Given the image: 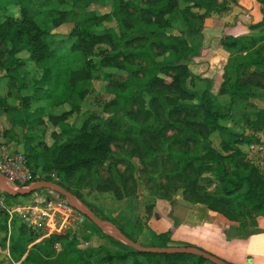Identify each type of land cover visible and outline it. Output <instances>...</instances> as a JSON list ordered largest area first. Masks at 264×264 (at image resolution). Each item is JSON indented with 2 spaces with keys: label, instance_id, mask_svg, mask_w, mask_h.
Here are the masks:
<instances>
[{
  "label": "trees",
  "instance_id": "obj_1",
  "mask_svg": "<svg viewBox=\"0 0 264 264\" xmlns=\"http://www.w3.org/2000/svg\"><path fill=\"white\" fill-rule=\"evenodd\" d=\"M257 1L263 6V16L254 27L264 28V0ZM94 4L104 3L0 0V80L6 79L9 91L22 87L19 69L26 59L17 58V54L26 51L27 60L42 69L35 81L42 99L51 106H69L61 115L51 116L64 120L59 124L56 141L50 145L38 141L36 145L43 144V149L38 152L36 145L31 148L25 155L27 163L30 165L31 158L44 172L54 171L58 176L54 182L83 203L79 193L82 188L110 192L122 201L138 198L141 182L147 189V216L156 198L172 200L179 195L187 202L206 205L230 221L264 217V172L241 147L264 142L257 135L264 130V108L243 114V129L239 131L221 124L230 117L229 108L221 110L216 105L219 96H229L231 104L234 97L249 98L255 89L264 88V33L222 40L229 58L214 95L210 79L203 80V89L198 87L189 64L202 54L205 19L226 12L228 0H110L111 9L103 13L91 8ZM111 20L116 28L102 25ZM65 23L71 24L67 37L57 38L52 29ZM95 55L100 57L97 62L92 59ZM98 67L123 70L120 76L105 73L104 90L109 95L102 109L105 115L89 112L76 125L67 122L69 115L80 112ZM0 108L7 115L12 112L8 99L1 94ZM40 123V116L27 119L30 127ZM215 132L221 136V150L210 140ZM6 135L12 137V132L3 129L2 136ZM24 142H30L27 135ZM44 179L52 180L49 174ZM85 205L106 219L90 204ZM8 216L0 208V234L4 235L0 238L1 248L6 247ZM13 220L12 215L10 224ZM109 221L136 243L169 247L165 242L154 243L155 237L167 239V233L153 236L150 232L140 240L145 227L140 218L125 223ZM89 222L118 248L99 245L81 249L78 237L71 231L52 233L29 248L34 238L10 235V258L19 264L208 261L193 254L139 252ZM78 228L86 238L88 226Z\"/></svg>",
  "mask_w": 264,
  "mask_h": 264
},
{
  "label": "rangeland",
  "instance_id": "obj_2",
  "mask_svg": "<svg viewBox=\"0 0 264 264\" xmlns=\"http://www.w3.org/2000/svg\"><path fill=\"white\" fill-rule=\"evenodd\" d=\"M104 4H94L91 5V8L95 9L99 13H103L109 11L110 0H103ZM12 8V7H11ZM8 11H12L8 10ZM222 14V13H221ZM104 27H114L116 28L114 21H106L102 23ZM71 28L70 23L62 24L57 28H53L52 32L55 33L57 38H66ZM28 54L26 51H22L17 54V58L26 59L23 67L19 69L20 76V86L18 89L8 90L6 86V79L1 78L0 80V94L8 99V108L12 110L10 115H7L0 108V142L11 146L13 150H20L27 156L29 150L34 148L38 141H42V143H46V145H50L56 141V133L59 130V124H61L62 120L60 117L54 118L51 116L61 115L63 110L68 109L69 106L64 104L63 106H51L47 104L41 96V92H37V85H35V81L40 78L42 74V69L36 67V65L27 60ZM100 57L94 56L93 62L98 61ZM115 73L114 75L120 76L123 73L122 69H114V68H105L100 69L99 67L93 72V80H92V89L90 93L84 98L80 105V112L73 113L66 118V121L72 123L74 125L78 124L89 112L93 114H98L104 116L103 113V105L104 102L108 101L109 95L105 94V85L107 83L105 73ZM3 72H0V76ZM197 84L199 82V88L203 89L204 85L201 82V79L196 80ZM218 91V90H217ZM39 95V96H38ZM216 105L220 107L221 110H226L229 108L230 117L225 120H221V124L225 127H228L232 130H241L243 129L242 124V115L246 113H255L259 108H264V88L255 89V94L252 97L244 98V97H234L232 98V103H230L231 99L227 95L217 97ZM230 105V106H229ZM13 108L15 110H13ZM42 108V112L39 113L38 109ZM104 114V115H103ZM9 116V117H8ZM29 116V117H28ZM41 117L42 123L37 124L36 126L30 127L27 124V119ZM12 119V121L10 120ZM64 121V120H63ZM3 129H9L12 132V137L10 135L2 136ZM24 135H27L29 143L24 142ZM257 135L263 140L264 138V130L262 132H258ZM212 145L221 150L220 141L221 136L219 133L215 132L211 135ZM36 145V151L40 152L43 149V144ZM253 145V147H251ZM244 152H246L248 158L256 164L261 171L264 172V142L260 144H250V145H241ZM29 163L32 166V169L35 172H41L44 175H50L54 173V171H43L41 165H36V162L29 158ZM136 162V160H134ZM136 177H138V172H136ZM54 181V180H53ZM144 187V186H143ZM141 182H139L138 189V198L133 202L136 204L133 206L131 199H124L122 201L116 200L112 193L105 192L100 193L94 189L90 188H82L79 193L84 200V203L77 199L78 203L85 208H88L85 205V202L90 204L91 208L95 209L96 213H99L101 216L105 217L106 220H115L118 221L121 217L129 216L131 213L129 211H133L134 216H140L143 214L144 216V200L146 197L147 189H143ZM40 190V188H38ZM45 189V188H43ZM60 195V194H59ZM181 197V196H179ZM0 200L3 201L4 205L8 209H14L17 206H26L29 205L32 198L29 195H19V196H11L4 191H0ZM90 210V209H89ZM151 215V214H150ZM14 220L10 224L11 221H7V233L6 237L8 238L10 235L18 238L25 234L34 238L31 244L35 242L41 241L43 238L49 236L52 233H48L45 229V226L38 227L36 229L29 228V226L25 223L24 218H22L17 212H13ZM65 218L63 215H59L56 219V226L53 230V233L62 234L67 231H71L78 237L79 239H84V233L79 230L78 226L74 224L72 221L70 224H65ZM90 220L85 217L84 224L88 226L92 233L89 236V241L92 243H99L102 245H106L111 247L112 249L118 248L117 245L114 246L111 244V241L108 238L99 236V232L96 231L95 227L92 225ZM73 225V226H72ZM26 228V229H25ZM27 230V231H25ZM10 232V233H9ZM157 233H153V236H156ZM3 234H0V238L3 237ZM102 237V239H101ZM7 238H6V247H0V264H19L17 262H12L13 260L10 258L8 247H7ZM116 239V238H115ZM85 240V239H84ZM118 240V239H117ZM165 242L168 246H179L190 244L187 241H174L168 236L167 239L161 241L155 237L154 243L156 245L163 244ZM92 244H90L91 247ZM98 245V244H95ZM93 246V245H92ZM58 247V246H57ZM201 247V246H200ZM203 248V247H202ZM205 250V249H203ZM206 251V250H205ZM150 258V257H149ZM140 259L145 261L148 260V257L140 256ZM196 260V258L194 257ZM193 259V260H194ZM192 260V261H193ZM194 260V261H195ZM228 260V259H227ZM230 261V260H229ZM190 262V261H189ZM191 263V262H190ZM232 264H236L231 262ZM189 264V263H188ZM199 264H212L208 261H202Z\"/></svg>",
  "mask_w": 264,
  "mask_h": 264
},
{
  "label": "crops",
  "instance_id": "obj_3",
  "mask_svg": "<svg viewBox=\"0 0 264 264\" xmlns=\"http://www.w3.org/2000/svg\"><path fill=\"white\" fill-rule=\"evenodd\" d=\"M228 1L229 8L226 12L205 19L202 29V54L189 64L191 72L197 76L195 82L198 79H201L203 84L204 79L212 81L211 92L214 95L222 82L223 66L229 58V52L224 48L222 40L226 37L264 33V28L254 27L256 23L262 20L263 16V6L260 2L257 0ZM197 85H200L199 82ZM126 199H131L129 202L132 201L133 206L136 205L133 201L137 198ZM129 213H131L129 216L121 217L118 221L120 223L133 222L140 218L145 224L142 234L139 236L140 240L143 237L147 238L150 232L167 233L174 241H187L190 243L186 244L187 246L205 249L230 264H232L231 262L236 264H264L263 216L246 217L241 222L230 221L220 213L208 209L206 205L187 202L179 195L172 200L156 198L149 216L146 215L145 208L144 216L143 214L134 216L133 211H129ZM76 225L84 227L85 224L83 221ZM91 233L92 230L88 227L85 240L79 239L77 244L79 248L90 247V244L93 245L91 247L102 245L100 242L92 243L89 241L88 235ZM84 242L88 243L87 246L82 244ZM111 244L114 245L112 242ZM8 245L9 237L7 238V247ZM31 245L29 244L28 248ZM106 247L112 249L109 246ZM25 255L26 252L22 259Z\"/></svg>",
  "mask_w": 264,
  "mask_h": 264
},
{
  "label": "built area",
  "instance_id": "obj_4",
  "mask_svg": "<svg viewBox=\"0 0 264 264\" xmlns=\"http://www.w3.org/2000/svg\"><path fill=\"white\" fill-rule=\"evenodd\" d=\"M253 147V145L251 146ZM0 173L4 175L6 184L11 189L29 187L33 183L45 180V175L35 172L27 163L25 154L20 150H13L11 146L0 142ZM52 180L57 181L55 173L49 175ZM51 180V181H52ZM0 191H4L0 185ZM32 198L29 205L17 206L13 211L8 209L0 200V208L9 215V221L13 212H17L29 228L36 229L45 226L48 233H53L56 226V219L59 215L65 218V224L71 221L75 224L82 223L85 216L78 212L70 202L59 195L51 188H40L30 193ZM87 246V242L82 243Z\"/></svg>",
  "mask_w": 264,
  "mask_h": 264
},
{
  "label": "water",
  "instance_id": "obj_5",
  "mask_svg": "<svg viewBox=\"0 0 264 264\" xmlns=\"http://www.w3.org/2000/svg\"><path fill=\"white\" fill-rule=\"evenodd\" d=\"M0 185L4 192L11 196L17 195H29L34 190L38 188H51L59 193L62 197L66 198L70 204L76 209L78 212L83 214L87 219L92 221L97 227L102 229L109 236L118 239L119 241L129 245L134 250L145 253H185V254H193L200 256L213 264H230L229 262L217 257L216 255L207 252L199 247L195 246H169V247H149L143 246L139 243L132 241L128 238L124 233H122L119 228L113 224L111 221L106 219H102L96 216L91 210L85 208L80 205L76 199V197L67 189L59 185L58 183L51 180H41L33 183L29 187H20L17 189H11L5 182V177L0 173Z\"/></svg>",
  "mask_w": 264,
  "mask_h": 264
}]
</instances>
